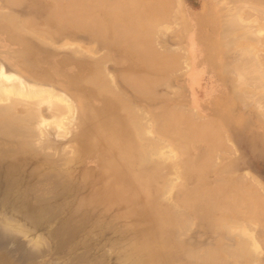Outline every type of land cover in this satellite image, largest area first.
Instances as JSON below:
<instances>
[{
	"label": "rangeland",
	"instance_id": "1",
	"mask_svg": "<svg viewBox=\"0 0 264 264\" xmlns=\"http://www.w3.org/2000/svg\"><path fill=\"white\" fill-rule=\"evenodd\" d=\"M55 1L0 0V12L7 15L13 14L20 18L22 20L20 23L23 24L21 30L24 29L25 34L31 29H34L33 32H44L47 29L50 30V27L53 30V25H57L54 23L55 20L45 18L47 10H52L57 4ZM60 1L63 5L73 3V1L77 2V0ZM86 1L89 3L86 4ZM86 1L83 4L95 7L93 5L95 0ZM96 1L97 8H94V13L98 17L96 18L100 26H107V30L103 28L102 31H98L93 26L91 33V30L87 28L82 29L78 24H71L58 30V34H54L52 39L43 33L39 36L34 34L38 36V39L26 34V39H29L28 41L34 45V48L25 50L17 43L6 42L5 32L0 26L1 69L4 68V72L8 75L18 73L22 80L28 82L30 86L43 87L42 89L46 90L52 88L53 92L56 90V93L58 91V94L62 95L65 100L73 101L75 109L74 111L68 110V103L65 100L62 101L46 93L32 96L33 98L18 94L0 98L2 99L0 107L3 106L6 110L7 107L18 105L21 112L16 110L14 115L23 117L26 113L29 117H26L27 120L23 117L22 121L19 119V122H16L18 119L15 121L9 115L7 119L11 122V126L9 125L8 129L11 132L5 130L11 134L0 132L3 134V136L0 134V243L5 244H0L2 246L0 247V264H198L190 260L192 253L190 250L194 249L193 252L198 250L197 253L204 254L207 249L216 248V241L221 234L225 233L223 230H217L216 223L220 222L221 218L227 221L229 217L231 218L229 221L232 222L237 214L239 216L235 220L239 223L234 224L235 220H233V224L239 225L244 222L245 227L241 228L242 225H239L240 228L238 226L235 228L228 221L229 225L231 224L235 230H238L237 232L231 228L232 233L240 234L241 230V234L248 232L247 235L253 238V244L256 243V246L260 247L259 252L264 260V211L263 213L260 211L264 210V205L259 201L261 197L264 200V84L262 86L260 83V88L263 87V90L253 86L256 84L254 81L260 82V80L255 72H250L252 66L250 68L245 61L242 62L244 66L250 68L248 71L250 74L245 73L247 70H237L247 74L239 72L241 76H248L250 80L248 79L249 83H246L249 85H240L246 78L240 77L237 74L238 71L223 73L218 64V61L222 62L221 65L236 62L237 51L246 45L243 42L244 38L239 39L234 47L230 46L229 50L227 48L228 53L225 51L222 54H216L211 47L217 41L219 31H221V21L225 18L226 23V18L229 21L228 17L237 13V16H240V22L238 21L240 26H236L234 29L236 32L232 33L235 36L243 34L242 37L252 35L249 38L257 40H249L258 51L255 58H259L256 59L257 62L260 59L264 60V37H262L264 35L261 34L264 33V19L262 18L264 13L262 15L259 10L262 4L250 5L249 0L248 3H244L245 5L242 3L244 0L239 1L243 5H238L239 2H235L237 0H231L233 3L230 0H223L224 2L222 0H172L174 2L171 0H123V2L106 0L105 4L107 1L110 3L108 6V4H103L104 0ZM118 3L126 7L119 6ZM233 8L235 11L236 9L241 11L234 12ZM239 12L243 14L239 15ZM94 13L92 12V16H95ZM127 13L128 18L130 16L140 17L142 21L136 24H139L138 29L143 31L148 28L146 23H150L148 19L149 22L144 23L146 20L144 17L150 20L153 18L154 23L149 24L155 30L153 44L157 45V47L154 45L155 49L163 52L166 58L173 48V54L167 61H169L168 68L174 67L170 69L171 71L167 69L160 74L149 71V79L150 76L157 78L154 81V88L150 85L153 80L151 78L150 84L148 83L150 86H147L148 90L140 94L134 90L133 86L126 83L123 77V75H135L141 71V65L137 63L140 55L135 53L134 49L127 48L128 45L124 46L126 40L119 32L121 26H126L125 23L129 27L136 25L131 23L132 18L131 20L127 18ZM259 13L260 16H257ZM156 17H161V19L157 20ZM96 18L92 17L98 25ZM123 19L128 20L122 21ZM253 19L256 21L253 22ZM247 21L250 23L248 24ZM0 23L9 25L4 20ZM241 23L245 28L247 25V28L249 26L251 29L245 30L241 27ZM154 24L158 27L154 28ZM115 26L117 30L114 29ZM52 30L50 31L53 32ZM246 31H250L248 33L251 35ZM253 31L258 35L252 34ZM39 39L48 42L44 44ZM233 55L236 56L235 59ZM246 56L244 54L239 57ZM172 59L175 60H173L174 63ZM171 61L174 64L172 66L169 65ZM89 62H102L101 68L110 88L119 89L116 90L117 93L121 92L126 98L132 100L133 105L139 106H137L139 111L136 108L135 116L137 118V115H140L138 123L146 127L139 144L148 146L146 150H149V154L144 151L143 156L128 161L129 164L122 167L124 178L129 185L122 183L125 185L123 188H131L133 196L123 201L106 200L111 198L110 190L108 191V188L111 189V181L109 182L108 179L111 177L112 186L117 184L114 183L115 179L112 175L109 174V178H106L105 174H108V171L105 170V173L101 165V160L107 159L108 153L105 147L89 150V135L86 136L89 128L83 111L77 105L73 94L67 91V86L59 82V73H62L61 81L66 80L68 75L77 79L82 72L80 66ZM46 63L55 68H52L50 72L46 71L44 69V65L47 66ZM227 77L230 79V84L225 79ZM76 85L79 86L80 82L77 81ZM111 85L115 86L112 88ZM248 89L254 95L253 97L248 93L246 96L249 97L248 99L243 98V103L234 99L237 92L242 94L244 91L243 96H245ZM4 98L5 101H3ZM129 99L126 100L129 101ZM94 103L101 104L96 100ZM177 108L181 111L180 113L183 112L182 117ZM28 110L30 113L33 111L32 116ZM166 110L174 112L171 111V115L166 113ZM169 115H174L173 117L177 118L176 121ZM10 117L15 121L14 123L9 120ZM172 118L174 127L170 123ZM8 121H6L7 124ZM205 122L209 126H207L209 131L207 127L203 128L208 132L217 130L216 133L221 140L218 137L210 138L212 135L206 138L203 135L198 138L194 137L195 139L189 138L191 128L195 127L197 130L199 127L201 130ZM13 129L16 135L12 133ZM215 141H220V145ZM156 146L160 147V150L159 148L156 150ZM151 164H156V166H154L155 171L148 176L149 179L137 173L140 167L142 168L139 172L150 171ZM245 192L250 195H246ZM206 193H209L208 196H205ZM256 196H259L258 199ZM223 198L233 207L230 204L227 207L228 202L223 200L227 203H225L227 209L220 208L223 205L220 204ZM153 202L154 205H152ZM237 202L241 203L239 208L240 203ZM258 204H261L262 208ZM189 205L194 208H188ZM47 206L51 208L50 213L49 210H45ZM41 207H44L43 211L40 210ZM248 207L254 208L256 213L249 214ZM228 208L235 210L234 213ZM164 209L169 211L170 215L172 214L168 224L162 220ZM220 209H223L225 213ZM158 211H161V215ZM196 211L199 212L197 215ZM198 215H201V218ZM175 219H179L180 229L183 226L181 233L179 225L174 222ZM182 219L186 220L189 227L183 224ZM213 220L216 223H213ZM246 222H249L247 227ZM209 224H212V228L207 226ZM245 229L246 232L243 231ZM166 232L171 233L172 238ZM163 234L166 235L164 239H162ZM170 239L171 242L173 241L171 244ZM186 248L190 256H185ZM203 263L214 264L210 262L200 264Z\"/></svg>",
	"mask_w": 264,
	"mask_h": 264
},
{
	"label": "bare ground",
	"instance_id": "2",
	"mask_svg": "<svg viewBox=\"0 0 264 264\" xmlns=\"http://www.w3.org/2000/svg\"><path fill=\"white\" fill-rule=\"evenodd\" d=\"M16 0H13V2H15ZM86 1V0H85ZM85 1H83V2H85ZM94 1V0H93ZM118 1H120V0H116V2H118ZM122 2H123V0H121ZM172 1V0H171ZM216 1V0H215ZM221 1V0H220ZM223 1V0H222ZM231 1V0H230ZM240 0H237V1H235V2H239ZM243 0H241L240 2H242ZM248 0H244V2H242L243 4L245 3L246 4V2H247ZM251 1V2H250ZM253 1V2H252ZM83 2H80V1H78L77 0V2H74L73 1V3H65L66 5H63V3L60 1V0H56L55 1V3H57V4H55L54 5V7L52 8V10H50L49 11V13H48V15H49V19L48 20H50L51 19V21L52 20H55L54 21V23H56L57 25H53V30H52V28L50 27V30H52L53 32H51L50 30H45L44 32L42 31V32H40V31H37V32H40L39 34H37V32L36 31H34L33 32V30L31 31H29V30H27L26 31V34H30L31 36H33L34 38H36L37 37V39H38V36L41 34V33H43V34H46V36L48 35L51 39H52V37L54 36V34L56 35V34H58L57 32H58V30H60V29H63L65 26H68V25H76V24H78V26L79 27H82V29H88V30H91L92 31V27L94 26V27H96L95 29L96 30H98V31H102L103 30V28L105 29V30H107V26L106 27H101L100 26V23L98 22L99 20L97 19L98 17L95 15V13H94V8L96 7V0L93 2V5H95V7H91V6H86L85 4H83ZM113 2V1H112ZM115 2V1H114ZM157 2V1H156ZM172 2H174V1H172ZM178 2H180V1H178ZM224 2V1H223ZM232 3H233V1H231ZM240 2L238 3V5H241L240 4ZM249 3H250V5L252 4V5H254L253 3H257V4H262L263 5V7H262V5H260L261 6V8H262V11H261V8L259 9L260 10V12H261V14L263 15V13H264V0H249L248 1ZM247 2V3H248ZM11 3V2H10ZM62 3V4H61ZM89 3V1L87 2L86 1V4H88ZM106 3V0H104V3L103 4H105ZM120 3V2H119ZM118 3V5L120 6V5H122V6H125L126 7V5H124V4H119ZM130 3V2H129ZM221 3V2H220ZM225 3H226V1H225ZM227 3H228V1H227ZM103 4H102V7H103ZM107 4H108V6H110L109 4L110 3H108V1H107ZM107 4H105V5H107ZM114 4V3H113ZM235 4V3H234ZM242 4V5H243ZM244 4V5H245ZM256 4V5H257ZM104 5V6H105ZM112 5V4H111ZM149 5V4H148ZM229 5V4H228ZM229 6H231V5H229ZM232 6H235V5H233L232 4ZM237 6V5H236ZM249 6V5H248ZM129 6H127V8H128ZM149 7V6H148ZM156 7V6H155ZM227 7V6H226ZM225 7V8H226ZM238 7H240V6H238ZM242 7V6H241ZM258 7V6H257ZM97 8V7H96ZM107 8V7H106ZM116 8H117V4H116ZM119 8V7H118ZM121 8V7H120ZM146 8V7H145ZM158 8V7H157ZM223 9V8H222ZM221 9V10H222ZM231 9H232V7H231ZM239 9V8H238ZM242 9V8H241ZM247 9V8H246ZM254 9V8H253ZM256 9V8H255ZM113 10V9H112ZM125 10H128V9H125ZM124 10V12H126ZM146 10H147V8H146ZM228 10V9H227ZM230 10V9H229ZM228 10V11H229ZM150 11H152V10H150ZM232 11H234V12H237V11H241L240 9L239 10H237L236 9V11H235V9L233 8V10ZM244 11V10H243ZM247 11V10H246ZM92 12L94 13V15L95 16H92ZM131 11L129 10V13H130ZM144 12V11H143ZM251 12V11H250ZM253 12V11H252ZM256 12H259V11H256ZM119 14V13H118ZM160 14V13H159ZM241 14H243V13H241ZM240 14V12H239V15H241ZM251 14V13H250ZM127 15H128V13H127ZM154 15V14H153ZM156 15V14H155ZM226 15V14H225ZM228 15V14H227ZM230 15V14H229ZM228 15V16H229ZM232 16V18L229 16L228 18H230L229 19V21H228V19L226 18V20H227V22L225 23V18L223 19V21H221V23H222V27H221V31H219V34H218V38H217V41L215 42V43H213V45L211 46L212 47V50L213 51H216V54H222V52H225V51H227V48H228V50H229V48H230V46H232L233 45V47H234V44H237L238 42H239V39H243L244 38V40H243V42L246 44L245 46H243V47H241L242 49H240V50H238L237 52H238V56L236 57V56H234V59H235V57L237 58V59H240V60H237V59H235L236 60V62H234L235 60H233V62L234 63H231V64H229V63H224L223 65H221L222 64V62L221 61H218V64H220V68L223 70V73H227V72H231V71H238L237 69H240V70H247L245 73H247L248 71H249V69L251 68L250 66H252V68L250 69V72L251 73H253V72H255V75H256V77H258V79L260 80V82L259 81H254L256 84H254L253 86L255 87V86H257L259 89H261V90H263L262 88H260V83H262V86H263V84H264V60H259V62H257V60L259 59L258 57H256L255 58V56H257V54H258V51H256V49H255V47L253 46V44L249 41V40H251V41H257V40H252V38H249V37H251L252 35L251 34H249L248 32H250V31H246L249 35H251V36H247V37H242V35L241 36H235L234 35V33H232L233 31H234V29L236 28V26H240L239 24V19H240V16H237V13L236 14H231ZM120 16H122V15H120ZM157 16V15H156ZM247 16V15H246ZM245 16V17H246ZM257 16H260V13H259V15H257ZM92 17H94V18H96L95 20H97V22H98V25L95 23V21H94V19H92ZM129 17V15L127 16V18ZM134 16H130V18H128V19H130L131 20V18L133 19L132 21H131V23H138V22H140V17L138 16V17H134ZM225 17V16H224ZM237 17H239L238 18V20H237ZM262 17V16H261ZM117 18V17H116ZM150 18H152V17H150ZM157 18V17H156ZM156 18H154V19H156ZM160 19H161V17H159ZM159 18H157V20L159 19ZM249 19H250V17H248ZM255 18V17H254ZM263 19H264V17H262ZM121 19V18H120ZM128 19H123L122 21H126V20H128ZM144 19H146L145 20V22H144V20H143V22L144 23H146V21L147 22H149L150 21V25H152L154 22H153V18L150 20L148 17H144ZM149 21H148V20ZM249 19H248V21H249ZM260 19V18H259ZM1 20H4L6 23H8L9 25H3V24H1L0 23V26H1V28H3V32H5V35H4V37H5V40H6V42H8L9 44H16L17 43V45H19V46H21V47H23V49H33L34 48V45H32V43L31 42H29L28 40L29 39H26V34H25V32H23L24 31V29H23V31L21 30V28H22V25H21V19L20 18H18V17H16V16H14L13 14H1V12H0V21ZM24 20V19H23ZM27 20V19H26ZM257 20H258V18H257ZM25 21V20H24ZM142 21V20H141ZM239 21V22H238ZM242 21V20H241ZM247 21V22H248ZM250 21H251V19H250ZM256 20H254L253 19V22H255ZM26 22V21H25ZM142 22V23H143ZM237 22H238V24H237ZM32 23H34L33 21H32ZM31 23V24H32ZM80 23V24H79ZM125 23V22H124ZM124 23H123V25H124ZM250 22H248V24H249ZM262 23V22H261ZM84 24H85V26H84ZM95 24V25H94ZM118 24V23H117ZM119 24H122V23H119ZM148 23H146V25H147V27L148 28H146L144 31L143 30H139L138 28H139V24H136L135 25V27H129L128 26V24H126L125 23V25L126 26H121V28H120V31L119 32H121V35L122 36H124V38H125V40H126V43L124 44V46L125 47H127V45H128V47L127 48H129V49H134V52L135 53H137V54H139L140 55V57H138V59H139V62H137V63H139L140 65H141V67H140V70L142 71H140L138 74H135V75H123V77H124V81H127L126 83H129L131 86H133L135 89L134 90H136L137 91V93L139 92V94L140 93H142V92H145V91H147L148 89H147V86H150V85H155V83H154V81L157 79L156 78V76L154 77V76H150V79H149V74H148V72L149 71H153V72H155V73H164L167 69H171L172 67H174V66H172V64L174 63V59H172V61H173V63H172V61L169 63V65H171L172 67L171 68H168V62L169 61H167V59L169 58V56L171 55V54H173L172 52V50H173V48H172V50H171V54H169L168 53V58H166V55L165 54H163V52H160L159 50H156L155 48L157 47V45L156 44H153L154 43V41H153V36H154V29L152 28V27H150V25H149ZM159 23H157V25H158ZM243 23H241V27L242 28H244L245 30H247V29H251V27H249L248 26V28H247V25H246V23H245V25H246V28H245V26L244 25H242ZM252 24V23H251ZM250 24V25H251ZM116 25V24H115ZM143 25V24H142ZM149 25V26H148ZM157 25H155L154 24V28H156V26ZM223 25H225V26H223ZM259 25H260V22H259ZM114 26V25H113ZM144 26H145V24H144ZM176 26V25H175ZM252 26V25H251ZM254 26H256V25H254ZM31 27H33L32 25H31ZM143 27V26H142ZM146 27V26H145ZM158 27V26H157ZM238 27H237V29H238ZM114 29H116L117 30V28H116V26L114 27ZM159 29V28H158ZM115 30V31H116ZM159 31H160V29H159ZM173 31V30H172ZM171 31V32H172ZM96 32V31H95ZM117 32V31H116ZM118 32V33H119ZM184 32H185V30H184ZM234 32H236V31H234ZM32 33V34H31ZM259 33V32H258ZM34 34H36V35H38V36H35ZM97 34V33H96ZM101 34H103V32L101 33ZM252 34H254V35H256L255 33H254V31H253V33ZM261 34H263L264 35V33H261ZM119 35V34H118ZM120 35V36H121ZM258 35V34H257ZM256 35V36H257ZM102 36V35H101ZM262 37H264V36H262ZM256 38H258V37H256ZM255 38V39H256ZM2 39V38H1ZM120 39V38H119ZM260 39H261V36H260ZM259 39V40H260ZM5 40H3L4 42H5ZM42 39H39V41H41ZM43 41V43L44 44H46L45 42H48V41H46L45 40V42H44V40H42ZM41 41V42H42ZM249 41V42H248ZM241 42V41H240ZM260 42V41H259ZM259 42H257L259 45H260V43ZM264 42V41H263ZM42 43V44H43ZM155 43H156V40H155ZM243 43V44H244ZM261 44H262V42H261ZM154 45H156V47L154 46ZM159 45V44H158ZM263 47V46H262ZM171 48V47H170ZM239 49V48H238ZM175 51H176V49H174ZM184 50V49H183ZM170 51V50H169ZM189 51V50H188ZM236 51V50H235ZM229 52H231V51H229ZM233 52V51H232ZM240 52V53H239ZM185 53V52H184ZM187 53V52H186ZM227 53H228V51H227ZM236 53V52H235ZM182 54H183V51H182ZM181 54V55H182ZM231 54V53H230ZM244 54H245V56H246V54H247V56L246 57H239V56H244ZM184 55H186V54H184ZM175 56V55H174ZM250 56V57H249ZM252 56V57H251ZM177 57V56H176ZM247 57H248V59H247ZM172 58H173V56H172ZM254 58V59H253ZM171 59V58H170ZM242 59H244V60H242ZM257 59V60H256ZM264 59V58H263ZM247 60H249V62H246ZM252 60H254L253 62H252ZM245 61V64L246 65H248L249 64V67L248 66H244L245 64H243V62ZM252 62V65L250 64ZM64 63H66V62H64ZM179 63V62H178ZM47 64V63H46ZM51 64H54V63H52L51 62ZM44 65V64H43ZM174 65V64H173ZM180 65V64H179ZM45 67H47V68H45L44 67V69L46 70V71H48V72H50V70H52V68L54 69L55 67H53V66H50V65H48L47 64V66L46 65H44ZM101 66H102V62L101 63H99V62H95V63H92V62H89V63H87V64H84V66L82 65V66H80L81 67V70H82V72L79 74V76H78V78L77 79H75V78H72V76H66L67 77V79L65 80H63V81H61V78H62V73H59V82H61V83H63L64 85H66L67 86V91L68 92H70V93H72L73 94V96L76 98V100H77V105H79L80 106V108L82 109V111H83V116L86 118L85 120L87 121V123H88V130L86 131V136L87 135H89V138H88V148H89V150H91V149H93V148H98V147H105V149H106V151H107V155L106 156H108V158L107 159H103V160H101V165H102V167H103V169H104V171L105 170H107L108 171V174H105V176H106V178L108 177V175L110 174V175H112L113 177H114V179H115V182L114 183H117V184H114V186H112V180H110L111 179V177L108 179V181L110 182L111 181V183H110V186H111V189L110 188H108V187H110V186H106L107 188H108V191L111 193V198H107L106 200H112V201H123L124 199H126V198H132L133 196H132V194H131V188H123V187H125V185L124 184H122V183H125V184H127V181L125 180V175L123 174V172H122V167L124 166V165H126V164H129V162L128 161H132V159H134V158H136V157H141V156H143V152L145 151V152H148L149 150H146L147 149V147H145L144 146V144L142 145V144H139V140L142 138V136H143V132H145V130H144V128H146L145 126H144V124H142V126H141V124H139L138 123V121L140 122V115H137L138 117V119L136 118V108H138L137 106H136V104H132L131 103V101L132 100H130L129 98H126V96H124V95H122V93L120 92V93H117L118 91H116V90H119V89H116L115 87V89L116 90H114V89H111L110 88V84L108 85V83H107V79L105 78V76H104V74L105 73H103V69L101 68ZM175 66H176V63H175ZM170 67V66H169ZM247 67V68H246ZM3 68V67H2ZM4 69V68H3ZM3 69H1V66H0V98L2 97V99H3V97H5V96H7V97H9V96H11L10 94H18V95H22V96H26V97H31V98H33L32 96H38V95H42L43 93H46V94H48V95H51V96H54V97H58L60 100H65V98L64 97H62V95H60V94H58V91H57V93H56V90L53 92V90L54 89H42V88H39V87H34L33 85L32 86H30V85H28L29 83L28 82H25L24 80H22V78L18 75V73H16V72H14L13 74H6L5 72H4V70ZM238 71L237 72V74H239V76L240 77H242V78H246L245 80H244V82H242V83H240V85H242V84H245V85H249L248 83V76L247 77H244L245 75H247V74H245L244 72H242V71ZM171 71V70H170ZM253 71V72H252ZM239 72H242V74H245V75H243V76H241V74L239 73ZM250 72H248V74H250ZM73 74V73H72ZM236 76H237V74L236 73H234ZM47 75V74H46ZM64 75V74H63ZM250 77V76H249ZM153 80H152V79ZM156 78V79H155ZM162 78V77H161ZM228 78V77H227ZM227 78H225L226 80H228V83L230 84V82H229V78L227 79ZM163 79V78H162ZM149 80H152L151 81V84L149 83ZM161 80V79H160ZM169 80V79H168ZM250 80V79H249ZM253 80V79H252ZM251 80V81H252ZM255 80H257V78L255 79ZM77 81H79L80 82V85L79 86H77L76 85V82ZM246 82H248V83H246ZM28 83V84H27ZM125 83V84H126ZM148 83L150 84V85H148ZM157 83H159V81L157 82ZM156 83V84H157ZM128 84V85H129ZM164 84H165V80H164ZM168 84V83H167ZM251 84V83H250ZM127 85V84H126ZM129 85V86H130ZM112 86V88H113V86H115V85H111ZM236 87V86H235ZM238 87V86H237ZM257 87H255L256 89H258ZM153 88H154V86H153ZM243 88L244 89H246V86L244 87V85H243ZM235 89V88H234ZM135 91V92H136ZM153 91V90H152ZM244 92V91H243ZM243 92H242V94L240 93V92H237V95L235 96V98L234 99H236L238 102L239 101H241L240 103H243V101L242 100H244L243 98H245V97H247V98H245V99H248V97L249 96H246L248 93L249 94H251V96L253 97L254 95H252V93H250V90L248 89V92H246L244 95L245 96H243ZM254 92V91H253ZM153 93V92H152ZM9 95V96H8ZM146 95H147V93H146ZM50 96V97H51ZM123 96H124V98H123ZM7 97H5V98H7ZM156 97V96H155ZM158 97V96H157ZM4 98V100L3 101H5L6 99ZM11 98H13V97H11ZM37 98V97H36ZM38 98H40V97H38ZM49 98V97H48ZM53 98V97H52ZM2 99H0L1 101H2ZM41 99V98H40ZM45 99V98H44ZM43 99V100H44ZM126 99H129V101L128 100H126ZM135 99V98H134ZM94 100H96L97 102L99 101V102H101V104H98V105H96L95 103H94ZM230 100V99H229ZM228 100V101H229ZM11 101V100H10ZM14 101V100H13ZM67 103H68V110H70V111H74L75 109H74V106H73V101L72 102H70V101H68L67 99L65 100ZM18 102V101H17ZM38 103V102H37ZM10 104V103H9ZM56 104V103H55ZM61 104V103H60ZM14 105V104H13ZM20 105V104H19ZM47 105V104H46ZM56 105H58V104H56ZM10 106H11V104H10ZM9 106V107H10ZM18 106V105H17ZM15 107V106H11L10 108H6V110H5V108L2 106V107H0V132H2V133H4V134H11V133H9V132H7L9 129H8V127H9V125L11 126V122H9L8 121V119H7V117L10 115V116H12L13 117V120H17L16 122H19V119H20V121H22V119L21 118H29L28 117V115L25 113V115L23 114V117H22V115H14V114H16V110H19L20 112H21V109H19L18 107ZM66 106H67V104H66ZM136 106V107H135ZM177 107V106H176ZM179 107H181V106H179ZM178 107V108H179ZM2 108V109H1ZM31 108V107H30ZM55 108V107H54ZM60 108V107H59ZM66 108V107H65ZM175 108V107H174ZM177 108V109H178ZM182 108V107H181ZM180 108V109H181ZM185 109V108H184ZM14 110H15V112H14ZM33 110H35L34 108H33ZM60 110V109H59ZM62 110V109H61ZM141 110V109H140ZM179 110V109H178ZM29 111V110H28ZM27 111V112H28ZM32 111V110H31ZM38 111V110H37ZM36 111V112H37ZM137 111H139V108H138V110ZM171 111L172 110H170V111H168V110H166V113H170L171 114ZM39 112V111H38ZM69 112V111H68ZM174 111H172V113H173ZM181 111L179 110L178 111V113H180ZM28 113H30V111L28 112ZM138 113V112H137ZM183 113V112H182ZM182 113H180L181 114V117L184 115H182ZM185 113V112H184ZM31 114V116H32V114H33V111H32V113H30ZM30 114H29V116H30ZM71 114H72V112H71ZM70 114V115H71ZM144 114V113H143ZM163 114V113H162ZM167 114V115H168ZM179 114V115H180ZM27 115V116H26ZM172 115V114H171ZM171 115H169V117L171 116ZM146 116V115H145ZM174 116V115H173ZM173 116H171V117H173ZM176 116V115H175ZM41 117V116H40ZM169 117L167 116V118L169 119ZM176 117H179L180 118V116H176ZM27 118H26V120H27ZM174 118V117H173ZM173 118H172V120H170V121H167V122H170L171 124H172V122H173ZM38 119V118H37ZM135 119H136V121H135ZM141 119H142V117H141ZM175 119V118H174ZM177 119V118H176ZM176 119H175V121H176ZM9 120H12L11 119V117L9 118ZM12 120V122L14 123L15 121H13ZM24 120V119H23ZM143 120V119H142ZM165 120H166V118H165ZM182 120V119H181ZM196 120V119H195ZM194 120V121H195ZM6 121H8V124H7V122ZM29 121H30V119H29ZM23 122H25V121H23ZM22 122V123H23ZM28 122V121H27ZM183 122V121H182ZM187 121H185V123H186ZM12 123V124H13ZM143 123V122H142ZM178 123H179V121H178ZM168 124V123H167ZM209 124V123H208ZM152 125V124H151ZM150 125V126H151ZM174 125V123L172 124V126ZM176 125H177V123H176ZM144 126V127H143ZM175 126V125H174ZM173 126V127H174ZM193 126V125H192ZM192 126H190V127H192ZM194 126H195V124H194ZM193 126V127H194ZM208 125H206V122H205V126L203 125L201 128V130H199L200 128L199 127H197V130H196V128L194 127V128H191L192 130H190L189 131V138H198L199 136H201V135H203L205 138L206 137H208V136H210V135H212V136H210V138H216V137H218L219 138V135L216 133V131L215 130H213V128L211 129V130H213V131H210V132H208L209 130H208V127H207ZM5 127V128H4ZM7 127V128H6ZM17 127V126H16ZM19 127V126H18ZM17 127V128H18ZM27 127V126H26ZM205 127H207V130H205L204 128ZM212 126H210V128H211ZM22 128V127H21ZM25 128V127H24ZM24 128H23V130H24ZM29 128V127H28ZM31 128V127H30ZM33 128V127H32ZM31 128V129H32ZM169 128H170V125H169ZM209 128V129H210ZM2 129V130H1ZM7 131H6V130ZM20 129V128H19ZM14 130V129H13ZM22 130V129H21ZM27 130V129H26ZM146 130H148V129H146ZM167 130V129H166ZM171 130H172V128H171ZM203 130H205L204 132H203ZM220 130V129H219ZM6 131V132H5ZM10 131V130H9ZM170 131V130H169ZM11 132V131H10ZM16 131L14 130V132L12 131V133H15ZM171 132V131H170ZM212 132V133H211ZM214 132V133H213ZM2 133H0L2 136H3V134ZM169 133V132H168ZM167 133V134H168ZM209 133V134H208ZM17 133H15V135H16ZM28 134V133H27ZM186 134H188V133H186ZM185 134V135H186ZM217 134V135H216ZM23 135H25V134H23ZM46 135V134H45ZM5 136H7V135H5ZM11 136V135H10ZM190 136H192V137H190ZM9 137V136H8ZM7 137V138H8ZM13 137V136H12ZM203 137V138H204ZM20 138V137H19ZM148 138V137H147ZM153 138H154V136H153ZM194 138V139H195ZM214 138V139H215ZM14 139V138H13ZM145 139H146V137H145ZM154 140H155V138H154ZM216 140H218V139H216ZM219 140H221V138H219ZM148 141V140H147ZM146 141V142H147ZM145 142V143H146ZM150 142H152V141H150ZM213 142V141H212ZM215 142H217V141H215ZM214 142V143H215ZM160 143V142H159ZM217 143H219L218 145H220V141L219 142H217ZM147 144V143H146ZM149 144V143H148ZM151 144V143H150ZM153 144L155 145V142H153ZM152 144V145H153ZM153 145V146H154ZM156 145H159V144H156ZM151 146V145H150ZM157 147V146H156ZM155 147V149L157 150L158 148V150H160V147H157L156 148ZM151 148V147H150ZM152 149H153V147H152ZM155 151V150H154ZM146 154H149V152L148 153H146ZM152 155L154 154V153H151ZM150 154V155H151ZM154 156H155V154H154ZM189 156V155H188ZM145 160V159H144ZM146 161H147V159H146ZM190 161V160H189ZM194 162V161H193ZM193 164V163H192ZM154 166H156V164H151V166H150V171H142V172H139L140 170H141V168L142 167H140L139 168V171H138V169H137V173L138 174H142V175H144V176H146L147 178H148V176L152 173V172H154L155 171V167ZM144 170V169H143ZM105 173H106V171H105ZM103 178H104V176H103ZM106 179V180H107ZM113 179V178H112ZM149 179V178H148ZM105 180V182H108V181H106ZM216 182V181H215ZM166 183V182H165ZM220 183V182H219ZM59 184V183H58ZM108 185H109V183H107ZM122 184V185H121ZM134 184V183H133ZM218 184V183H217ZM221 184V183H220ZM128 185V184H127ZM254 185V184H253ZM56 186V185H55ZM59 186V185H58ZM129 186V185H128ZM136 187V186H135ZM223 187H225V186H223ZM250 187V186H249ZM262 187V186H261ZM257 188V187H256ZM185 189V188H184ZM219 189V188H218ZM166 190V189H165ZM164 190V191H165ZM216 190L217 189H215V192H216ZM262 190V189H261ZM248 191V190H247ZM219 192V191H218ZM223 192V191H222ZM249 192V191H248ZM143 193V192H142ZM184 193H185V190H184ZM187 193V192H186ZM220 193V192H219ZM246 193V195H248V193L247 192H245ZM245 193H244V195H245ZM141 194V193H140ZM209 194V193H208ZM208 194L206 193L205 194V196H208ZM216 194H217V192H216ZM216 194H215V196H216ZM221 194V193H220ZM161 195V194H160ZM218 195V194H217ZM244 195H243V197H244ZM250 195V194H249ZM248 195V196H249ZM163 196V195H162ZM161 196V197H162ZM183 196V195H182ZM187 195H185V197H186ZM191 196V195H190ZM189 196V197H190ZM252 196V195H251ZM250 196V197H251ZM263 196V195H262ZM41 197V196H40ZM93 197V196H92ZM168 197V196H167ZM177 197H179V196H177ZM252 197H254V196H252ZM251 197V198H252ZM257 197V196H256ZM259 197V196H258ZM258 197L256 198V199H258ZM44 198V197H43ZM142 198V197H141ZM181 198V197H180ZM188 197H186V199H187ZM263 197H261V200H260V198H259V201H261L260 203H263V205H264V200L262 199ZM192 199V198H191ZM161 200V199H160ZM182 200H184V199H182ZM222 200V203L220 202V204L222 205V206H220V208L221 207H225L226 206V202L225 201H227L226 199H221ZM223 200H225V201H223ZM90 202H92L93 200H89ZM169 201V200H168ZM178 202H179V199L177 200ZM238 201H241L242 202V200H238ZM256 201V200H255ZM151 202V201H150ZM167 202V201H166ZM219 202V201H218ZM228 202V204H227V207H229V201H227ZM257 202V201H256ZM144 203V202H143ZM156 203H158V202H156ZM172 203V202H171ZM180 203V202H179ZM190 203V202H189ZM192 203V202H191ZM226 203V204H225ZM238 204L240 203V202H237ZM259 203V202H258ZM145 204V203H144ZM174 204V203H173ZM173 204H171V205H173ZM178 204V203H177ZM185 204H187V201H185ZM152 205H154V202H153V204ZM181 205V204H180ZM212 205V204H211ZM232 204H230V206H231ZM240 205H241V203L239 204V206H238V208L240 207ZM257 205V204H256ZM259 206H261V208H262V205L261 204H258ZM158 206V205H157ZM156 206V207H157ZM164 206V205H163ZM162 206V207H163ZM182 206V205H181ZM188 206V205H187ZM186 206V207H187ZM36 207V206H35ZM54 207V206H53ZM150 207V206H149ZM160 207V206H159ZM161 207V208H162ZM168 208L170 207V206H167ZM175 207L176 208H178L179 209V207H177L176 205H175ZM185 207V206H184ZM183 207V208H184ZM192 207V206H191ZM190 207V205H189V207L188 208H191ZM232 207H233V205H232ZM264 207V206H263ZM33 208V207H32ZM42 208V209H41ZM40 208V210H44V207H41ZM137 208H139V207H137ZM194 208V207H193ZM193 208H191V209H193ZM213 208V206L210 208V210ZM244 208V207H243ZM261 208H259V209H261ZM51 208H48V206H47V209H45L46 211H48L49 210V213L51 212V210H50ZM209 209V208H208ZM225 210L227 209L226 207L224 208ZM230 209V211L231 212H233L234 213V211L235 210H232V208H228V210ZM234 209V208H233ZM236 209H237V207H236ZM248 209H249V211H248V213L249 214H255L256 213V210H254V208H252V207H248ZM247 209V210H248ZM264 209V208H263ZM29 210V209H28ZM34 210V209H33ZM39 210V209H38ZM55 210V209H54ZM161 210H163V209H161ZM182 210V209H181ZM209 210V211H210ZM220 210H223V209H220ZM227 210V211H228ZM41 211V212H42ZM57 211H58V209H57ZM79 211V210H78ZM156 211V210H155ZM175 212H176V210H174ZM224 211V210H223ZM260 211H262V213H263V211L264 210H260ZM32 212V211H31ZM159 213L161 212V211H158ZM185 212V211H184ZM193 212V211H192ZM199 212H200V210H199ZM198 211H196V215L199 213ZM40 213V212H39ZM38 213V214H39ZM201 213H202V211H201ZM224 213H225V211H224ZM224 213H221V214H223L224 215ZM259 213H261V212H259ZM42 214H43V212H42ZM77 214V213H76ZM228 214V213H227ZM160 215H161V213H160ZM162 215H163V222L165 223V224H168V222L171 220V215H170V213H169V211H166V209H164V211H162ZM182 215H183V213H182ZM202 215V214H201ZM201 215H198L199 217L201 216ZM229 215V214H228ZM241 215V214H240ZM264 215V214H263ZM238 214L235 216V219H238ZM153 217V216H152ZM222 217V216H221ZM75 218V217H74ZM77 218V217H76ZM175 218V217H174ZM177 218V217H176ZM201 218V217H200ZM228 218V217H227ZM242 217L240 216V219H241ZM48 219V218H47ZM181 219V218H180ZM184 219H185V217H184ZM229 220H231V218L229 217L228 218ZM235 219H233V220H235ZM44 220V219H43ZM215 220V219H214ZM214 220H213V223H216V222H214ZM229 220H225V218H221L219 221L220 222H218V223H216L217 224V226H215L216 228H217V230L218 231H224L225 233H223V235L221 234L220 235V237L218 238V240L216 241V248H214L213 247V249L211 250H208L207 249V251L204 253V254H199V253H197L198 252V250H195L196 252H193V250L191 249L190 251H192V253H191V259L190 260H192L193 262H196V263H198V264H200L201 262H210V263H214V264H264V260H262V256L260 255V252L259 251H261V249H260V247L259 246H256V243H254L253 244V238H251V237H249L248 235H247V233L248 232H246V229L245 230H243V231H245L246 233H244V234H241V232H242V230H241V232H240V234L239 233H237L238 232V230H235L233 227H232V225L231 224H233V220H232V222H230ZM251 220H252V218H251ZM75 221V220H74ZM182 222L184 221L183 219L181 220ZM186 221V220H185ZM183 222V224L185 223V225H186V227H189V224H188V226H187V223L186 222ZM228 221L231 223L230 225L228 224ZM248 221V220H247ZM249 221H250V219H249ZM253 221H254V219H253ZM174 222H176L178 225L180 224L179 223V219H175L174 220ZM181 222V223H182ZM209 222V221H208ZM225 224H224V223ZM236 222H238V221H236L235 220V222H234V224H236ZM242 222V221H241ZM210 223V222H209ZM239 223V222H238ZM244 223V222H243ZM243 223L242 224H239L240 226L242 225V227L241 228H243ZM249 224V222H246V227H247V225ZM250 223H252V222H250ZM228 224V225H227ZM233 224V225H234ZM239 225H234V227L235 228H237L236 226H238L239 228H240V226ZM162 226V225H161ZM165 227H166V225H164ZM171 226H173L174 227V225H171ZM191 226V225H190ZM208 227L210 226V228H212V224H209V225H207ZM230 226V227H229ZM163 227V226H162ZM164 227V228H165ZM172 227V228H173ZM180 225H179V229H180ZM245 227V226H244ZM169 228H170V225H169ZM192 228V227H191ZM231 228L232 229H234L235 231H237L236 233L237 234H233L232 233V230H231ZM249 228V227H248ZM257 228V227H256ZM181 229H183V226H182V228ZM181 229H180V233H181ZM188 229V228H187ZM190 229V228H189ZM174 230V229H173ZM176 230H178V229H176ZM185 230H186V228H185ZM185 230H183V231H185ZM216 230V231H217ZM187 231V230H186ZM185 231V232H186ZM170 232V231H169ZM171 232H172V230H171ZM176 232H178V231H176ZM234 232V231H233ZM164 233V232H163ZM168 232H166V234H167ZM173 233V232H172ZM180 233H178V234H180ZM168 235L170 236L171 235V233H168ZM167 235V236H168ZM159 236V235H158ZM166 237V235L165 234H163L162 235V239H164L163 237ZM185 236V235H184ZM160 237V236H159ZM171 237V236H170ZM177 237V236H176ZM172 238V237H171ZM157 239V238H156ZM161 240V239H160ZM151 241H152V239H151ZM164 241V240H163ZM144 242V241H143ZM146 242V241H145ZM171 243H173V241L171 242V239H170V244ZM0 244H3V245H5L4 243H0ZM165 244V243H164ZM149 245H151V244H149ZM175 244H173V246H174ZM153 246V245H152ZM169 246V245H168ZM0 247L2 248V246L0 245ZM7 247V246H6ZM163 247V246H162ZM164 248V247H163ZM175 248V247H174ZM173 248V249H174ZM212 248V247H211ZM4 249V248H3ZM169 249H172V248H169ZM186 250H187V253H189L188 252V249L186 248ZM9 251V250H8ZM161 251V250H160ZM122 252V251H121ZM156 252V251H155ZM187 253H185L186 255L185 256H190V253L189 254H187ZM119 254V253H118ZM167 255V254H166ZM168 256H169V254H168ZM1 257V256H0ZM5 257V256H4ZM131 257H132V255H131ZM163 257V256H162ZM8 258V257H7ZM12 258V257H11ZM121 258V257H120ZM127 259H130V258H127ZM101 260V259H100ZM122 261V260H121ZM160 261V260H159ZM158 261V262H159ZM126 262V261H125ZM124 262V263H125ZM157 262V263H158ZM123 263V262H122ZM203 264H205V263H203Z\"/></svg>",
	"mask_w": 264,
	"mask_h": 264
},
{
	"label": "crops",
	"instance_id": "3",
	"mask_svg": "<svg viewBox=\"0 0 264 264\" xmlns=\"http://www.w3.org/2000/svg\"><path fill=\"white\" fill-rule=\"evenodd\" d=\"M20 2H21V0H20ZM18 3H19V2H18ZM49 11H50V10H47L46 15H45V18H47V19H49V15H48ZM90 32L92 33V31H90ZM0 34H1V33H0ZM2 39H3V38H2ZM3 40H4V39H3ZM18 68H19V67H18ZM201 105H202V104H201ZM201 105H200V106H201Z\"/></svg>",
	"mask_w": 264,
	"mask_h": 264
}]
</instances>
